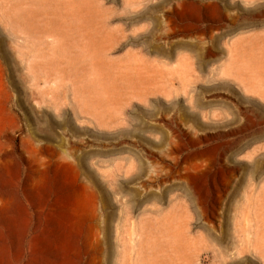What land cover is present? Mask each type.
I'll use <instances>...</instances> for the list:
<instances>
[{"label":"rangeland","instance_id":"374dc122","mask_svg":"<svg viewBox=\"0 0 264 264\" xmlns=\"http://www.w3.org/2000/svg\"><path fill=\"white\" fill-rule=\"evenodd\" d=\"M263 185L264 0H0V264H264Z\"/></svg>","mask_w":264,"mask_h":264},{"label":"bare ground","instance_id":"6f19581e","mask_svg":"<svg viewBox=\"0 0 264 264\" xmlns=\"http://www.w3.org/2000/svg\"><path fill=\"white\" fill-rule=\"evenodd\" d=\"M94 1V0H93ZM81 2V1H80ZM87 4V3H86ZM94 4V3H93ZM84 6V5H83ZM91 6V5H90ZM7 7V6H6ZM78 7V6H77ZM81 9V8H80ZM89 9V8H88ZM108 16V15H107ZM111 28V27H110ZM96 34V33H95ZM250 186V185H249ZM262 187H264V185L262 186ZM263 191V190H262ZM257 192V191H256ZM259 192V191H258ZM252 195V194H251ZM251 195H249V197L251 196ZM261 195H262V193H261ZM263 196V195H262ZM249 197H247V199L249 198ZM257 197L258 196H252V197H250L249 198V201L248 202H250V203H254L256 200L258 201V199H257ZM260 199V198H259ZM263 200V199H262ZM247 202V201H246ZM247 204H245V206H246ZM255 206V205H254ZM250 207V206H249Z\"/></svg>","mask_w":264,"mask_h":264}]
</instances>
